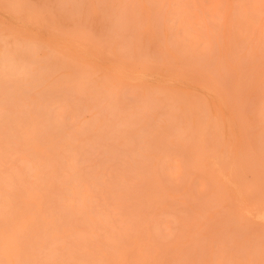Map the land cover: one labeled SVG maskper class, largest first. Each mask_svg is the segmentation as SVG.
Returning a JSON list of instances; mask_svg holds the SVG:
<instances>
[{
    "label": "rangeland",
    "instance_id": "1",
    "mask_svg": "<svg viewBox=\"0 0 264 264\" xmlns=\"http://www.w3.org/2000/svg\"><path fill=\"white\" fill-rule=\"evenodd\" d=\"M0 264H264V0H0Z\"/></svg>",
    "mask_w": 264,
    "mask_h": 264
}]
</instances>
